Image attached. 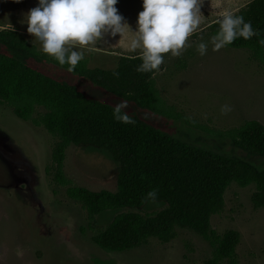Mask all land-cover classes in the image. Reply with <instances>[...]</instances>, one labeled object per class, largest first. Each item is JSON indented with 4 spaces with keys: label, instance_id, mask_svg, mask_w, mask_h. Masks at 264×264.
Masks as SVG:
<instances>
[{
    "label": "rangeland",
    "instance_id": "374dc122",
    "mask_svg": "<svg viewBox=\"0 0 264 264\" xmlns=\"http://www.w3.org/2000/svg\"><path fill=\"white\" fill-rule=\"evenodd\" d=\"M250 1L0 0V30L19 32L38 51L84 59L89 69L113 70L120 57L149 54L165 104L200 130L141 110L64 70L49 72L160 131L202 144L208 136L202 127L226 131L251 120L264 126V66L210 34L213 22ZM43 112L38 108L34 117ZM54 142L43 127L0 105V264H206L212 258L208 241L179 228L168 242L149 238L123 253L100 249L93 237L118 212L90 216L67 198L65 187L46 173ZM63 173L71 186L116 191L118 165L102 150L70 145ZM255 192L254 185L230 184L209 220L215 235L238 234L237 264H264V209L254 207ZM160 209L149 203L142 213Z\"/></svg>",
    "mask_w": 264,
    "mask_h": 264
},
{
    "label": "trees",
    "instance_id": "16d2710c",
    "mask_svg": "<svg viewBox=\"0 0 264 264\" xmlns=\"http://www.w3.org/2000/svg\"><path fill=\"white\" fill-rule=\"evenodd\" d=\"M210 34L224 46L243 49L264 66V0H251L210 25ZM155 62L149 54L120 57L115 69H89L77 56L38 51L12 29L0 30V105L18 119L43 127L55 142L50 167L53 181L78 202L88 215L118 212L93 237L102 250L123 253L149 238L170 241L175 228L189 229L213 248L206 264H237L238 234L215 235L210 217L220 212L226 189L254 185V207L264 209V126L251 120L226 130L211 131L202 144L185 135L160 131L73 82L51 74L64 70L107 94L161 118L182 119L167 106L151 78ZM77 79V80H78ZM78 80V81H79ZM38 108L44 112L38 117ZM201 129L200 127H196ZM93 148L106 152L118 165L116 191H89L71 186L63 173L65 151ZM149 203L162 206L142 213Z\"/></svg>",
    "mask_w": 264,
    "mask_h": 264
}]
</instances>
